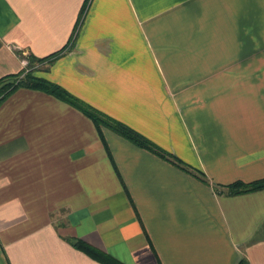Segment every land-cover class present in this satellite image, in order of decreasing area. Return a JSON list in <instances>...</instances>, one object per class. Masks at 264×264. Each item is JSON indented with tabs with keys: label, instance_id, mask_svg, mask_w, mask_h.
<instances>
[{
	"label": "crops",
	"instance_id": "crops-1",
	"mask_svg": "<svg viewBox=\"0 0 264 264\" xmlns=\"http://www.w3.org/2000/svg\"><path fill=\"white\" fill-rule=\"evenodd\" d=\"M60 50L33 74L208 182L17 87L0 101V264H102L72 237L123 264H264V188L224 193L264 178V0H0V77Z\"/></svg>",
	"mask_w": 264,
	"mask_h": 264
},
{
	"label": "trees",
	"instance_id": "trees-1",
	"mask_svg": "<svg viewBox=\"0 0 264 264\" xmlns=\"http://www.w3.org/2000/svg\"><path fill=\"white\" fill-rule=\"evenodd\" d=\"M65 48L66 47H63L62 50ZM62 50L51 53L41 58H35L30 53H27L28 62H29L28 67H30V70L25 71L23 74H22V70H20L17 73H11L0 77V101L17 87H26L52 94L58 99L78 109L85 116H87L94 123L100 136H101V127H107L112 131L116 132L118 135L132 142L136 146L152 152L158 157L172 163L176 167L195 176L197 179L201 180L202 182L205 183L208 182L206 176L202 171L185 163L184 161H182L172 153L161 148L152 140H150L148 137L141 134L140 132L130 127L126 123L118 119H115L107 115L106 113L96 109L95 107L89 105L88 103L81 100L77 96L71 94L69 91H67L64 87L60 86L59 84L49 81L43 77H38L33 74V68H31L34 62L33 60L42 61L44 59L50 58V61H52ZM18 54L19 56H21L20 52ZM214 187L216 189H219L220 185L216 184L214 185ZM225 188L226 190L224 193L229 195L259 190L264 188V178L250 182L235 181L226 185ZM68 240L72 244V246L81 250L82 252H84L85 254H87L88 256H90L91 258L102 264H123L122 262L112 257L110 254L100 249H97L96 247H93L92 245L84 242L82 239L72 237V238H68ZM237 264H247V261L244 257H241Z\"/></svg>",
	"mask_w": 264,
	"mask_h": 264
},
{
	"label": "rangeland",
	"instance_id": "rangeland-1",
	"mask_svg": "<svg viewBox=\"0 0 264 264\" xmlns=\"http://www.w3.org/2000/svg\"><path fill=\"white\" fill-rule=\"evenodd\" d=\"M20 55H21V56H20V61H21L22 58H25V59H27V61H28V57H27V55L24 56L23 53H21ZM28 65H29V62L27 63V65H26L25 67H22V69H21V70H22V74H23L25 71L30 70V67H28Z\"/></svg>",
	"mask_w": 264,
	"mask_h": 264
},
{
	"label": "built area",
	"instance_id": "built-area-1",
	"mask_svg": "<svg viewBox=\"0 0 264 264\" xmlns=\"http://www.w3.org/2000/svg\"><path fill=\"white\" fill-rule=\"evenodd\" d=\"M26 55H27V53L24 54V56H26ZM27 63H28L27 59H25V58H22L21 59V65H22V67H25L27 65Z\"/></svg>",
	"mask_w": 264,
	"mask_h": 264
}]
</instances>
